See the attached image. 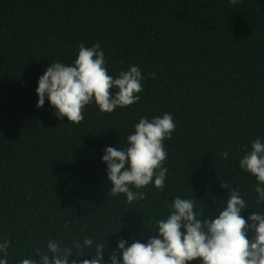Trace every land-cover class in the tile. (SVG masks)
<instances>
[{"label": "trees", "instance_id": "trees-1", "mask_svg": "<svg viewBox=\"0 0 264 264\" xmlns=\"http://www.w3.org/2000/svg\"><path fill=\"white\" fill-rule=\"evenodd\" d=\"M97 42L110 75L141 68L139 102L110 114L86 106L79 124L57 119L47 100L37 108L42 70L72 63L80 43ZM164 113L176 124L164 141L165 188L150 184L144 200L129 204L109 191L103 150L125 147L140 118ZM257 137L264 0H0V237L11 240L9 264L49 238L107 239L110 249L133 236L146 242L176 196L218 215L229 193L222 184L248 202L245 218L264 211L255 178L239 168Z\"/></svg>", "mask_w": 264, "mask_h": 264}, {"label": "clouds", "instance_id": "clouds-1", "mask_svg": "<svg viewBox=\"0 0 264 264\" xmlns=\"http://www.w3.org/2000/svg\"><path fill=\"white\" fill-rule=\"evenodd\" d=\"M77 52L72 63L56 60L42 70L36 88L37 108L47 100L57 119L79 124L86 106L94 104L100 112L110 114L139 102L145 80L139 66L132 64L113 76L99 42L91 47L80 43ZM175 129L170 113L142 117L127 135L125 147L103 150L101 162L106 165L113 196L123 194L132 204L145 199L143 189L150 184L161 191L165 188L169 170L165 167L168 152L164 141L171 139ZM222 155L227 159L228 152ZM239 168L255 178L259 209L264 205V138L251 142L250 150H245L239 160ZM222 187L229 193L218 215L206 217L196 210L197 199L176 196L171 211L156 221V234L146 242L133 236L131 242L118 239L110 249L107 239L102 243L86 236L64 245L49 238L43 249L35 248L18 264H191L197 260L199 264H264V211H250L245 218L242 213L250 208L241 192L224 184ZM10 246L9 238L0 237V264H9ZM89 249L91 253L85 255Z\"/></svg>", "mask_w": 264, "mask_h": 264}]
</instances>
